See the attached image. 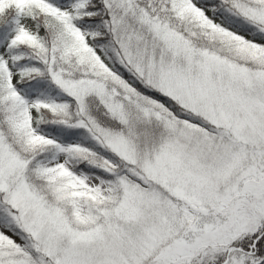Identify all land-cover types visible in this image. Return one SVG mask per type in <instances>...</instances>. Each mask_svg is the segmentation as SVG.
I'll list each match as a JSON object with an SVG mask.
<instances>
[{
	"label": "snow or ice",
	"instance_id": "1",
	"mask_svg": "<svg viewBox=\"0 0 264 264\" xmlns=\"http://www.w3.org/2000/svg\"><path fill=\"white\" fill-rule=\"evenodd\" d=\"M0 264H264V0H0Z\"/></svg>",
	"mask_w": 264,
	"mask_h": 264
}]
</instances>
